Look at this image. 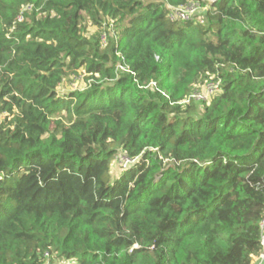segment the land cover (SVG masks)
<instances>
[{"label":"trees","instance_id":"trees-1","mask_svg":"<svg viewBox=\"0 0 264 264\" xmlns=\"http://www.w3.org/2000/svg\"><path fill=\"white\" fill-rule=\"evenodd\" d=\"M190 1L0 0V264L262 254L264 0Z\"/></svg>","mask_w":264,"mask_h":264},{"label":"rangeland","instance_id":"rangeland-1","mask_svg":"<svg viewBox=\"0 0 264 264\" xmlns=\"http://www.w3.org/2000/svg\"><path fill=\"white\" fill-rule=\"evenodd\" d=\"M201 1L206 2H213L214 0H191L188 4L190 7H195L194 13L191 15V17L201 15L203 11L207 8L201 4ZM193 12V11H192ZM202 18V16H200ZM85 28L89 34L93 33L95 31V27L91 24L90 21H85ZM87 72L84 70H81L79 74H73L67 77L62 84L60 85L58 91L61 95L68 94L70 92L76 91V90H84L88 87L89 82L86 80ZM4 114L0 113V122L4 119ZM124 160L115 159L112 165V174L114 177H117L122 172V165L126 166L128 164V158L124 157ZM54 264H63L62 260L56 259Z\"/></svg>","mask_w":264,"mask_h":264},{"label":"built area","instance_id":"built-area-1","mask_svg":"<svg viewBox=\"0 0 264 264\" xmlns=\"http://www.w3.org/2000/svg\"><path fill=\"white\" fill-rule=\"evenodd\" d=\"M194 11H195V7H190L189 5L182 6V7H175L172 11L171 17L172 19H185V20L190 19L192 18L191 15L194 13ZM102 41L104 44L106 43L105 35L102 36ZM220 86H221V80L212 78L209 81H207L206 85L202 89L197 90L194 93L193 97L198 100H208L220 88ZM128 160L130 161L129 158ZM263 226H264V220H263ZM263 243H264V237H263ZM45 255L47 258L46 264H52L50 253L47 252ZM260 257H262V259L264 258V250L262 254L260 255ZM69 264H77V262L71 261ZM259 264H264V262H261Z\"/></svg>","mask_w":264,"mask_h":264},{"label":"crops","instance_id":"crops-1","mask_svg":"<svg viewBox=\"0 0 264 264\" xmlns=\"http://www.w3.org/2000/svg\"><path fill=\"white\" fill-rule=\"evenodd\" d=\"M261 262H264V258L262 259V257L259 256L255 259L254 264H259Z\"/></svg>","mask_w":264,"mask_h":264}]
</instances>
